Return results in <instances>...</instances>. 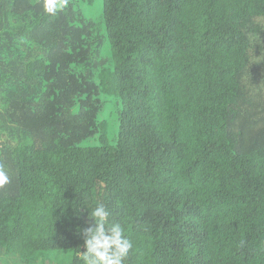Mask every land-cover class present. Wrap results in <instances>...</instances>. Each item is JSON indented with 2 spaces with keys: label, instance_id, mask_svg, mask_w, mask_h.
Instances as JSON below:
<instances>
[{
  "label": "trees",
  "instance_id": "1",
  "mask_svg": "<svg viewBox=\"0 0 264 264\" xmlns=\"http://www.w3.org/2000/svg\"><path fill=\"white\" fill-rule=\"evenodd\" d=\"M0 1L1 249L78 264L103 203L126 264H264V140L237 126L264 79V0H102L100 27L76 8L96 0Z\"/></svg>",
  "mask_w": 264,
  "mask_h": 264
},
{
  "label": "clouds",
  "instance_id": "2",
  "mask_svg": "<svg viewBox=\"0 0 264 264\" xmlns=\"http://www.w3.org/2000/svg\"><path fill=\"white\" fill-rule=\"evenodd\" d=\"M67 0H42L43 12L56 16L64 9ZM10 177L0 169V187L7 185ZM90 225L79 229L83 251L78 249V264H126L133 251V241L126 235L122 222L111 218V212L103 203H96L89 211Z\"/></svg>",
  "mask_w": 264,
  "mask_h": 264
},
{
  "label": "rangeland",
  "instance_id": "3",
  "mask_svg": "<svg viewBox=\"0 0 264 264\" xmlns=\"http://www.w3.org/2000/svg\"><path fill=\"white\" fill-rule=\"evenodd\" d=\"M1 2V1H0ZM102 0H96L95 3L87 8L83 5H76L83 11L84 19H93L101 26V7ZM6 11L4 7L0 6V17ZM6 29V28H4ZM102 32L103 44L105 48L108 45L107 39ZM254 71V70H253ZM254 84L255 94L251 102L241 106V112L237 117V126L243 132L244 143L246 144L252 138L259 137L260 141L264 140V79L259 78L258 74L255 78ZM251 94L250 96H252ZM3 94H0V112L2 111ZM118 110L119 105L114 101H110L100 115V118H107L111 122L110 133L108 135V143L115 144L118 125ZM6 126L0 123V133H7ZM5 128V129H4ZM94 140H89L83 145H94ZM71 255L69 253H42L37 258L30 260V263H24L19 255L6 252L0 248V264H69Z\"/></svg>",
  "mask_w": 264,
  "mask_h": 264
}]
</instances>
